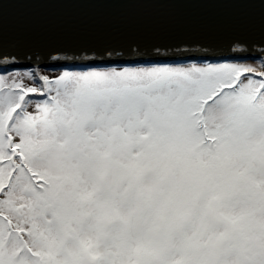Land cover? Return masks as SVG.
<instances>
[{"label": "snow or ice", "instance_id": "obj_1", "mask_svg": "<svg viewBox=\"0 0 264 264\" xmlns=\"http://www.w3.org/2000/svg\"><path fill=\"white\" fill-rule=\"evenodd\" d=\"M0 264H264V0H0Z\"/></svg>", "mask_w": 264, "mask_h": 264}]
</instances>
